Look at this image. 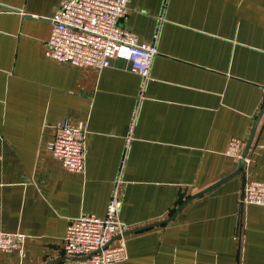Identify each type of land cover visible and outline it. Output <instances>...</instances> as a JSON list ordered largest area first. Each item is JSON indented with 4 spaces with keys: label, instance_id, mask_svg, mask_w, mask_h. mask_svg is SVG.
Returning <instances> with one entry per match:
<instances>
[{
    "label": "crops",
    "instance_id": "0c3cea01",
    "mask_svg": "<svg viewBox=\"0 0 264 264\" xmlns=\"http://www.w3.org/2000/svg\"><path fill=\"white\" fill-rule=\"evenodd\" d=\"M60 1L0 0V229L24 234L0 264H61L68 220L104 215L114 191L118 264H264V205L242 201L264 180V110L240 171L225 153L264 104V0H127L120 23L158 35L143 87L121 56L97 70L45 55ZM64 116L86 126L82 171L46 146Z\"/></svg>",
    "mask_w": 264,
    "mask_h": 264
},
{
    "label": "built area",
    "instance_id": "2783aa9c",
    "mask_svg": "<svg viewBox=\"0 0 264 264\" xmlns=\"http://www.w3.org/2000/svg\"><path fill=\"white\" fill-rule=\"evenodd\" d=\"M127 11V0H61L51 17V30L45 55L58 62L89 66L97 70L109 65L114 56L128 59L132 69L149 78L152 60L157 53V33L150 41L124 27L120 20ZM136 113L126 135V145L133 132ZM86 126L83 120L67 116L53 125V137L46 146L61 165L70 171H82L85 164ZM242 140L232 136L225 153L241 157ZM244 203L264 205V180H247L243 186ZM121 201L112 193L102 216L80 214L68 220L61 241L65 258L61 264H118L126 247V225L119 217ZM115 237L117 241H113ZM0 251L23 254L24 234L0 229Z\"/></svg>",
    "mask_w": 264,
    "mask_h": 264
},
{
    "label": "water",
    "instance_id": "95a60500",
    "mask_svg": "<svg viewBox=\"0 0 264 264\" xmlns=\"http://www.w3.org/2000/svg\"><path fill=\"white\" fill-rule=\"evenodd\" d=\"M263 110H264V104H263L262 108L260 109L259 113L257 114V116H256V118H255V120H254V123H253V125H252V129H251L250 135H249V137H248V139H247V141H246V143H245L244 149H243L242 154H241V157H240V159H239V165H238V167H237V169H236L235 172L240 171L241 168H242V166H243V161H244V159H245V157H246V154H247V151H248V149H249V147H250V145H251V141H252V137H253V134H254V130H255L256 124H257V122H258V120H259V118H260V116H261ZM235 172H234V173H235ZM234 173H230L229 175H226L224 178H227V177L231 176V175L234 174ZM224 178H223V179H224ZM221 180H222V179H221ZM210 187H211V186H208V187H206L205 189H202L201 191H199L198 193L189 196L187 199H185V200L181 203V205H182L185 201H187V200L193 198L194 196H196V195H198V194H200V193H202V192L208 190ZM181 205H180V206H181ZM180 206H179V207H180ZM179 207H178V208H179ZM171 216H172V215H171ZM171 216L168 217L167 219H164V220H161V221H157V222H154V223H150V224H147V225H144V226H140V227L134 228V229H132L131 231H135V230H138V229H141V228H145V227H148V226H152V225L159 224V223H161V222H163V221H166V220L170 219ZM125 233H126V231L123 232V234H125Z\"/></svg>",
    "mask_w": 264,
    "mask_h": 264
}]
</instances>
